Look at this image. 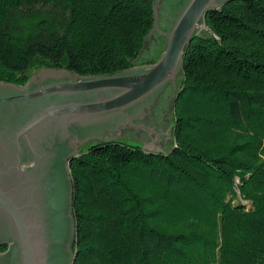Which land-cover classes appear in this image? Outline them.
Returning <instances> with one entry per match:
<instances>
[{
	"label": "trees",
	"instance_id": "trees-1",
	"mask_svg": "<svg viewBox=\"0 0 264 264\" xmlns=\"http://www.w3.org/2000/svg\"><path fill=\"white\" fill-rule=\"evenodd\" d=\"M154 1L0 0V81L133 68ZM204 27L184 50L169 150L106 139L69 163L73 264H264V0H230Z\"/></svg>",
	"mask_w": 264,
	"mask_h": 264
},
{
	"label": "water",
	"instance_id": "water-1",
	"mask_svg": "<svg viewBox=\"0 0 264 264\" xmlns=\"http://www.w3.org/2000/svg\"><path fill=\"white\" fill-rule=\"evenodd\" d=\"M230 0H155L153 26L136 63L105 75L43 68L23 85L0 81V264H73L69 163L87 143L146 131L142 149L163 153L156 125L135 122L177 79L185 47L206 14ZM135 63V64H136ZM154 121V118L152 122ZM171 130V127H170Z\"/></svg>",
	"mask_w": 264,
	"mask_h": 264
},
{
	"label": "rangeland",
	"instance_id": "rangeland-1",
	"mask_svg": "<svg viewBox=\"0 0 264 264\" xmlns=\"http://www.w3.org/2000/svg\"><path fill=\"white\" fill-rule=\"evenodd\" d=\"M201 30H206L204 27V24L202 27H200ZM164 50H162L159 55L153 59L149 60L147 62H141V63H136L135 66H144L147 64H151V62H156L162 55ZM181 76L177 79V85H179V80ZM172 87L169 85L164 92L160 95L158 98L156 104L152 108H150V115L151 117L149 118H154V121L152 122L151 119H148L147 117L144 118H137L135 122L142 123L145 122L147 126L149 125H156L157 129H162L163 132H170V138H171V130L170 127L172 125V113L170 109V103L172 102ZM139 133H135L133 130L130 129H125L124 132L120 135L119 140L123 141L127 144H133L140 146H144V143L147 141L146 135L148 134L146 131L138 129ZM168 136L166 134H163L160 136V141L162 143V150L166 152L170 148L171 140H166ZM88 144V143H87ZM86 144V145H87ZM85 146V145H84ZM247 206H249L248 202H243Z\"/></svg>",
	"mask_w": 264,
	"mask_h": 264
},
{
	"label": "flooded vegetation",
	"instance_id": "flooded-vegetation-1",
	"mask_svg": "<svg viewBox=\"0 0 264 264\" xmlns=\"http://www.w3.org/2000/svg\"><path fill=\"white\" fill-rule=\"evenodd\" d=\"M151 125H152V124H151ZM156 127H157V126H156ZM159 130H160V129H159ZM159 130L157 129V131H159ZM5 249H6L5 247H4L3 249L1 248V250H0V251H1V252H4V251H5Z\"/></svg>",
	"mask_w": 264,
	"mask_h": 264
}]
</instances>
